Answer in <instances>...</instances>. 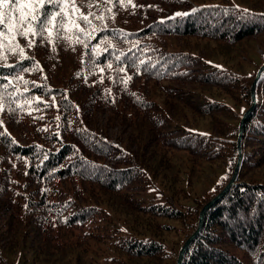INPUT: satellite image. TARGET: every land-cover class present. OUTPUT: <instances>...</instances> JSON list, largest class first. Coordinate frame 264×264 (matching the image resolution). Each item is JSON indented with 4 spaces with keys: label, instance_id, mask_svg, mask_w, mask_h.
I'll list each match as a JSON object with an SVG mask.
<instances>
[{
    "label": "trees",
    "instance_id": "1",
    "mask_svg": "<svg viewBox=\"0 0 264 264\" xmlns=\"http://www.w3.org/2000/svg\"><path fill=\"white\" fill-rule=\"evenodd\" d=\"M15 1L0 0V5L7 8ZM170 2L174 10L190 7L183 0ZM124 3L110 0V7ZM57 5L43 4L42 26ZM161 11L163 20L146 14L130 27L87 20L90 30L78 34L83 43L80 61L58 85L46 74L36 80L26 77L40 71L36 58L0 63L1 108L17 112L30 130L25 144L0 132V144L22 163L23 177L6 171L0 180V195L7 194L0 200V218L12 207L17 210L32 248L42 245L39 239L49 241L45 236L52 230L82 228V239L103 246L106 255L98 260L99 247L88 252L85 246L81 264H176L181 247L198 227L202 206L230 180L240 151L235 182L206 210L181 264H264V181L246 180L264 165V70L254 87L253 105L250 92L258 68L241 73L164 46L166 37L180 35L239 43L264 31V9L225 0L201 2L179 15ZM138 79L143 80L141 88L135 84ZM146 80L174 84L165 87L166 98L158 103L145 94ZM177 103L210 118L211 128L170 121L169 110ZM103 104L122 108L134 122H146L145 132L136 134L134 153L124 149L118 158L111 142L91 130L90 111ZM252 105L239 150L240 120ZM174 151L185 152L193 161L224 162V174L212 194L192 196L187 203L175 196L180 179L166 172L174 165L169 155ZM113 156L124 165L107 168L105 161ZM113 211L124 212L123 219ZM10 220H4L7 225L0 230V254L6 251L3 231L12 228ZM0 264H6L1 255Z\"/></svg>",
    "mask_w": 264,
    "mask_h": 264
},
{
    "label": "rangeland",
    "instance_id": "2",
    "mask_svg": "<svg viewBox=\"0 0 264 264\" xmlns=\"http://www.w3.org/2000/svg\"><path fill=\"white\" fill-rule=\"evenodd\" d=\"M58 1L57 8L49 15L45 25L39 22L41 7L43 4H51ZM190 4V7L182 5V10L173 9L170 0H125L124 5L110 7V0H17L12 5H0V63L12 64L22 57L36 58V66L39 72H28L26 77L36 80L41 74L53 84L58 85V79H67L68 75L76 68L80 61L83 43L78 34L82 30H90V26L85 25L87 20L92 24L103 26H126L130 27L140 20L142 15L152 14L163 20L161 9L165 13L172 15L182 14L189 11L201 2H222L225 0H183ZM228 2L239 4L249 8L264 9V0H227ZM188 4V5H189ZM112 13H109V11ZM105 17V20L103 18ZM99 21V22H98ZM164 46L170 49H181L197 54L212 63L224 65L230 69L249 73L257 71L264 64V31L248 36L239 43L230 45L207 38L189 36H169L165 38ZM43 58H47L43 62ZM260 66V67H258ZM256 71V73H257ZM22 76V74H20ZM142 79L135 81L137 87L142 86ZM144 88L145 94L158 103L165 100V87L174 84L172 81H163L154 85L153 81L146 80ZM177 86L192 87L190 83H178ZM214 91V89H211ZM1 99V97H0ZM0 104V126L1 131H7L20 144H25V136L29 134V128L24 119H21L17 112L13 114L5 113ZM91 113L90 127L92 131L102 138L108 139L115 148V154L121 157L124 149L134 153L136 150V134L145 132L146 122L141 118L133 121L132 118L122 108H113L108 105H101L94 108ZM9 118H6V116ZM169 120L181 125L189 126L199 130H209L211 119L194 115L187 106L177 103L169 110ZM144 127V128H143ZM171 163L174 165L167 169V174H176L180 179L175 182L178 199L184 203L189 202L192 196H209L213 192V187L224 174V162L214 161H193L185 152H170ZM116 156L105 161L107 168H114L124 165ZM6 171L11 177L23 179L21 177L22 163L7 153V150L0 144V180ZM257 181H264V165L255 169L246 176ZM159 185L156 179L155 186ZM71 184L66 185L70 191ZM6 195H0V200H4ZM184 196H188L185 198ZM106 209L111 210L108 206ZM13 207L6 213L1 214L0 230H4L7 223L4 220L11 219L9 225L12 228L3 231L8 243L5 244V254H0L6 264H81L83 247L88 246V252L95 250L97 246L98 260L105 258L103 246L96 245L93 240L82 239V228L71 231L52 230L49 241H41L42 245L33 248L29 245V240L22 234V221L19 213ZM122 219L124 212L118 211L116 214ZM15 219V220H14ZM81 238H80V237ZM51 243H48L50 241ZM85 241V242H84ZM47 244L46 247L44 244ZM94 245L95 247L91 246Z\"/></svg>",
    "mask_w": 264,
    "mask_h": 264
},
{
    "label": "water",
    "instance_id": "3",
    "mask_svg": "<svg viewBox=\"0 0 264 264\" xmlns=\"http://www.w3.org/2000/svg\"><path fill=\"white\" fill-rule=\"evenodd\" d=\"M264 70V64L261 65V67L259 68V70L257 71L256 73V76H255V79L252 83V86H251V94H252V98H253V105H254V102H255V96H254V87H255V84L257 82V79L260 75V73ZM252 106L249 107V109L243 114L241 120H240V124H239V137H238V140H237V144H238V147H239V150H240V140H241V134H242V128H243V123H244V120L246 118V116L249 114V112L251 111L252 109ZM238 161H237V164H236V168L234 169L233 171V174L230 178V180L227 182V184L225 185V187L217 194L215 195L211 200H209L204 206H202L203 208L201 209L200 211V216H199V224H198V227L197 229L194 231V233L192 235H190L187 240L185 241V243L183 244V246L181 247L179 253H178V256H177V261H176V264H181V260L184 255V253L186 252L189 244L192 242L193 238L195 237V235L198 233V231L200 230L201 226H202V223H203V218H204V214L206 212V210L212 206L216 201H218L223 195L224 193H226L228 191V189L230 188V186L235 182L236 180V175H237V170H238V166H239V163H240V158H241V154H240V151H239V155H238Z\"/></svg>",
    "mask_w": 264,
    "mask_h": 264
}]
</instances>
